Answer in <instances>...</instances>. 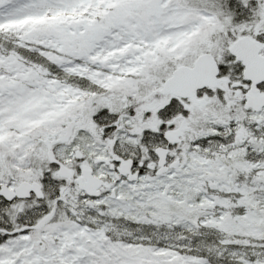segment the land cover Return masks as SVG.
Segmentation results:
<instances>
[{"label":"snow or ice","instance_id":"6c2138e0","mask_svg":"<svg viewBox=\"0 0 264 264\" xmlns=\"http://www.w3.org/2000/svg\"><path fill=\"white\" fill-rule=\"evenodd\" d=\"M0 264H264V0H0Z\"/></svg>","mask_w":264,"mask_h":264}]
</instances>
